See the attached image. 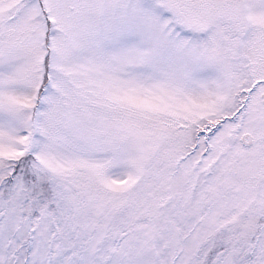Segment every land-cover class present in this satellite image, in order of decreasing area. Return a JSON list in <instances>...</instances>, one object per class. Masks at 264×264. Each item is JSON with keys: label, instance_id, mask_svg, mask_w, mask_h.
I'll return each mask as SVG.
<instances>
[{"label": "snow or ice", "instance_id": "1", "mask_svg": "<svg viewBox=\"0 0 264 264\" xmlns=\"http://www.w3.org/2000/svg\"><path fill=\"white\" fill-rule=\"evenodd\" d=\"M0 264H264V0H0Z\"/></svg>", "mask_w": 264, "mask_h": 264}]
</instances>
